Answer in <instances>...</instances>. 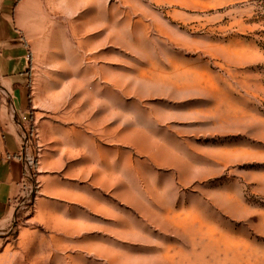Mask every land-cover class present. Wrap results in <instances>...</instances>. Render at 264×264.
<instances>
[{"label":"rangeland","instance_id":"374dc122","mask_svg":"<svg viewBox=\"0 0 264 264\" xmlns=\"http://www.w3.org/2000/svg\"><path fill=\"white\" fill-rule=\"evenodd\" d=\"M34 14L0 264H264V0Z\"/></svg>","mask_w":264,"mask_h":264},{"label":"crops","instance_id":"0c3cea01","mask_svg":"<svg viewBox=\"0 0 264 264\" xmlns=\"http://www.w3.org/2000/svg\"><path fill=\"white\" fill-rule=\"evenodd\" d=\"M34 10L35 0H0V228L9 224L20 195L24 163L19 131L30 114L34 116L29 106L32 78L26 33Z\"/></svg>","mask_w":264,"mask_h":264},{"label":"trees","instance_id":"16d2710c","mask_svg":"<svg viewBox=\"0 0 264 264\" xmlns=\"http://www.w3.org/2000/svg\"><path fill=\"white\" fill-rule=\"evenodd\" d=\"M29 97H30V96H29ZM29 101H30V104H29V106H30V110H31V97H30Z\"/></svg>","mask_w":264,"mask_h":264}]
</instances>
